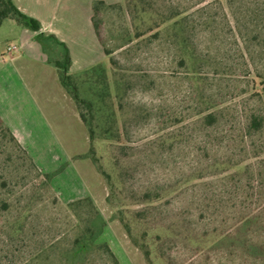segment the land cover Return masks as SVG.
<instances>
[{"label":"rangeland","instance_id":"obj_1","mask_svg":"<svg viewBox=\"0 0 264 264\" xmlns=\"http://www.w3.org/2000/svg\"><path fill=\"white\" fill-rule=\"evenodd\" d=\"M97 1L119 4L103 8L97 16L100 44L91 23ZM127 1L136 10L133 16ZM13 2L22 13L54 30L67 49L70 74L105 68L109 97L104 105L117 110L121 136L119 146H108L97 130L95 148L106 169L111 162L113 174L121 172L123 203L132 207L133 196L148 188L173 187L172 195L151 212V226L175 224L181 235L212 223L233 233L235 195L219 194L232 190L233 183L210 176L206 164L226 157L253 161L240 142L239 129L252 112H264V101L256 94L264 74V0ZM137 10L145 12L140 20ZM172 14L186 19L184 35L189 54L196 58L193 66L179 62L182 53L172 42V20L162 23ZM149 27L152 30L147 31ZM24 29L13 20L0 26V99L18 102L13 108L15 125L21 131L23 121L32 130L26 140L28 155L54 176L47 183L25 152L0 130V264H145L113 218L105 182L89 159L79 157L89 149L87 130L43 51L57 58L62 49L48 39L42 46L25 42ZM136 32L142 35L136 38ZM7 45L18 48L13 61L6 54ZM77 90L86 98L87 84L77 83ZM212 109H218L220 123L205 127L201 117ZM103 112H97L96 122L106 115ZM189 177L194 178L184 184ZM204 191L217 202L209 207L212 213L201 212ZM85 197H92L105 227L94 244L86 243L75 254L74 240L90 216L86 208L71 210L66 203ZM249 207L258 221L247 227L245 239L264 247V206L261 211L254 204ZM235 243L191 254L175 241L165 245V251L172 264H254Z\"/></svg>","mask_w":264,"mask_h":264},{"label":"trees","instance_id":"obj_2","mask_svg":"<svg viewBox=\"0 0 264 264\" xmlns=\"http://www.w3.org/2000/svg\"><path fill=\"white\" fill-rule=\"evenodd\" d=\"M114 4H105L103 1H97L92 8L91 23L99 44V23L97 21V16L103 8H107ZM115 5L119 6V4ZM127 6L133 16V13L136 12L135 8L133 5L129 8V1H127ZM144 14L145 12L141 10L138 11L135 16L140 20ZM7 19L14 20L31 32L36 33L35 39L41 46L43 45V41L48 39L62 49V54L57 58L50 57L47 50L43 49V51L47 54V62L53 65L57 70L59 83L65 93L75 103L79 119L87 130L89 149L86 154L79 157L89 159L96 172L105 182L108 189L106 202L113 209V218L119 222L132 246L142 254L145 264H172L170 257L165 251V245L169 246L171 242L175 241L182 242L184 247L191 252V254H205L213 249H219L221 244L230 242L236 245L235 242H237L243 246L240 248L245 257L252 259L254 264H264V247L261 244H256L251 241L247 243L245 239L247 227L258 221V216L253 215L254 211L250 209L249 206L254 204V207L260 211L264 206V139H262V135L264 134V112H252L246 121L240 124V142L243 144L244 149L251 152L253 161L249 163H243L241 161L233 162L232 158L226 157V160H213L208 161L206 164V169L211 170L210 176L214 178L220 177V179H223L222 181L233 183L232 190L222 191L219 194L226 193V195L230 194V196L231 194L235 195L233 199L235 203L232 205L237 214L234 220V224H236L235 231L233 233H227L219 229V224L216 226L215 224L212 225V223H209L208 227H205L201 231H193L180 235L176 232L177 228L175 224L151 226L149 220L152 215L151 212L156 210L163 198L172 195L175 188L163 186L148 188L133 196V201L131 203L132 207H127L128 205L123 203L125 197L122 193L123 181L121 172L117 171L116 175H114L111 170H114L115 166L111 162L109 166L110 169H106L101 163L100 158L96 155L95 148V142L98 140L96 138L97 130L100 133V140L102 142H107L108 146H119L121 136L116 126L115 114L117 110L113 109L111 105L106 108L104 105V103L108 101H106L105 98L109 97L105 68L94 66L78 76L70 74V58L65 45L53 34L45 36L40 33L41 26L39 21L22 13L15 6L13 0H0V26L3 21ZM169 19L172 20L170 24L172 42L179 46L182 53V57L179 61L180 64L185 65L186 62H188L190 66H193L196 63V58L194 59V57L189 54V39L184 35L185 17H180L179 14H172L170 17H166L162 23L167 22ZM150 30H152V28L149 27L147 31ZM141 35V32L135 33L136 38H139ZM153 36H156V33ZM103 53L108 57L109 64L111 65L113 61L109 53L105 49H103ZM99 80L102 82L99 83ZM77 83L87 84L86 98H81L79 96ZM260 85L261 88L256 90V94L260 100L264 101V74L260 78ZM114 88L116 91L118 90L116 85ZM95 89H99V92L95 93ZM103 110L106 112V115L96 122L97 112H103ZM205 112L206 113L201 117V121L205 127L217 126L220 123L218 119V109ZM0 130L25 152L31 163L43 174L46 182L50 184L54 175L42 172L35 165L27 152L20 146L10 130L1 120ZM225 132H227V130ZM256 139L257 142H255ZM208 144L210 143L206 145ZM193 178L194 177H189L184 181V184H187L189 181L193 180ZM200 197L203 202L201 212L205 214L209 212L212 213L209 207L211 204H213V206L216 205L217 202L214 201L215 197H213V195L212 197L209 196L205 191ZM221 200V198L217 199L220 206ZM66 204L71 210L86 208L87 211L85 213L90 216L84 219L83 231L80 236L76 237L74 240L77 249L73 253L76 254L84 249L86 243L94 244V241L102 233L105 222L101 221L100 213L90 197L69 201ZM221 208L225 211L226 206H221ZM81 239H85V241L81 242ZM102 247L116 262L115 256L110 251L109 247L106 244H103Z\"/></svg>","mask_w":264,"mask_h":264},{"label":"crops","instance_id":"obj_3","mask_svg":"<svg viewBox=\"0 0 264 264\" xmlns=\"http://www.w3.org/2000/svg\"><path fill=\"white\" fill-rule=\"evenodd\" d=\"M7 20H11V19H7ZM39 23H40V26H41L40 33L47 34V35L53 34L55 37L57 36V34L54 32V30H52V28L50 26L44 25L40 21H39ZM16 24L20 25L18 23H16ZM23 28H25V27H23ZM24 34H25V38H24L25 42H34L35 44H39L36 41V39H35L36 33L31 32L30 30L25 28L24 29ZM5 58H6V55H3L1 57V60L4 61ZM9 59H10V61L15 60L12 55H10ZM46 60H47V58H46ZM47 64H48V62H47ZM62 90H63V88H62ZM63 93L69 98V96L65 93L64 90H63ZM17 105H18V102L8 101V100L5 99V97H4V99H0V120L10 130V132L12 133L14 138L17 140V142L20 144V146L27 152V154H29L28 153L29 152V147L26 144L27 143L26 140H28L27 138L30 139V134L32 133V130L23 121H22V123L20 122L21 131L18 130V127L15 125V122H14L15 121L14 118H17V117L15 115L16 114L15 111L13 110V108L15 106H17ZM42 172H44V171H42ZM91 199H92V197H91ZM92 201H93V199H92Z\"/></svg>","mask_w":264,"mask_h":264},{"label":"built area","instance_id":"obj_4","mask_svg":"<svg viewBox=\"0 0 264 264\" xmlns=\"http://www.w3.org/2000/svg\"><path fill=\"white\" fill-rule=\"evenodd\" d=\"M18 52V48L15 45H8L6 47V54L7 55H13Z\"/></svg>","mask_w":264,"mask_h":264}]
</instances>
